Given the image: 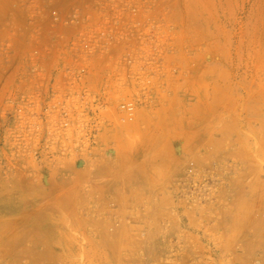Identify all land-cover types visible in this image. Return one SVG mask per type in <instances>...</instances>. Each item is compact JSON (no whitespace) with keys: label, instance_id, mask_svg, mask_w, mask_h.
I'll return each mask as SVG.
<instances>
[{"label":"rangeland","instance_id":"1","mask_svg":"<svg viewBox=\"0 0 264 264\" xmlns=\"http://www.w3.org/2000/svg\"><path fill=\"white\" fill-rule=\"evenodd\" d=\"M118 10L154 37L155 102L40 143L21 57ZM0 264H264V0H0Z\"/></svg>","mask_w":264,"mask_h":264},{"label":"built area","instance_id":"2","mask_svg":"<svg viewBox=\"0 0 264 264\" xmlns=\"http://www.w3.org/2000/svg\"><path fill=\"white\" fill-rule=\"evenodd\" d=\"M92 13L68 30L52 28L51 43L21 57L33 82L19 92L16 111L35 118L40 143L93 145L114 110L121 124H133L161 88L154 37L128 22L137 12Z\"/></svg>","mask_w":264,"mask_h":264},{"label":"crops","instance_id":"3","mask_svg":"<svg viewBox=\"0 0 264 264\" xmlns=\"http://www.w3.org/2000/svg\"><path fill=\"white\" fill-rule=\"evenodd\" d=\"M142 184V181L140 182V184L139 185H141Z\"/></svg>","mask_w":264,"mask_h":264}]
</instances>
